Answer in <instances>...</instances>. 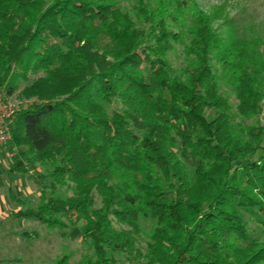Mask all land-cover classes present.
Returning a JSON list of instances; mask_svg holds the SVG:
<instances>
[{"label":"trees","instance_id":"trees-1","mask_svg":"<svg viewBox=\"0 0 264 264\" xmlns=\"http://www.w3.org/2000/svg\"><path fill=\"white\" fill-rule=\"evenodd\" d=\"M220 17L197 0H0V91L39 101L9 144L51 193L13 217L77 224L74 264H264V42Z\"/></svg>","mask_w":264,"mask_h":264},{"label":"rangeland","instance_id":"rangeland-1","mask_svg":"<svg viewBox=\"0 0 264 264\" xmlns=\"http://www.w3.org/2000/svg\"><path fill=\"white\" fill-rule=\"evenodd\" d=\"M197 2L204 10L218 9L221 17L217 24H221L224 16L228 15L235 30L257 36L264 42V0ZM180 60L181 57L177 56L175 64ZM7 100L20 106L39 103L34 97L19 96L18 91ZM20 149L12 148L9 142L0 146L3 151L0 155V264H52L63 255L69 256V264H74L88 251L77 224L72 225L63 219L66 228L48 229L37 221L13 217L16 210L35 208L42 197L51 195L44 187L47 184L45 168L22 158ZM56 192L60 197L70 195V191L65 189H57Z\"/></svg>","mask_w":264,"mask_h":264},{"label":"built area","instance_id":"built-area-1","mask_svg":"<svg viewBox=\"0 0 264 264\" xmlns=\"http://www.w3.org/2000/svg\"><path fill=\"white\" fill-rule=\"evenodd\" d=\"M26 107L9 102L4 92L0 91V146L11 140L12 124L19 111Z\"/></svg>","mask_w":264,"mask_h":264},{"label":"crops","instance_id":"crops-1","mask_svg":"<svg viewBox=\"0 0 264 264\" xmlns=\"http://www.w3.org/2000/svg\"><path fill=\"white\" fill-rule=\"evenodd\" d=\"M1 154H3V151H2V150H0V155H1ZM1 157H3V156H1ZM16 171H19V170L16 169ZM18 210H22V209H18ZM18 210H16V212H17ZM24 219H25V218H24ZM28 220H29V219H28Z\"/></svg>","mask_w":264,"mask_h":264}]
</instances>
